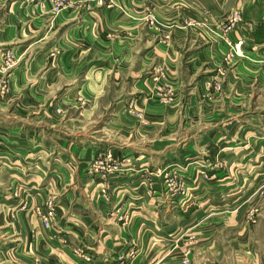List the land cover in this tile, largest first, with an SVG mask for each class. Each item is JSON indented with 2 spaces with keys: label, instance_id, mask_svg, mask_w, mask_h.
<instances>
[{
  "label": "crops",
  "instance_id": "1",
  "mask_svg": "<svg viewBox=\"0 0 264 264\" xmlns=\"http://www.w3.org/2000/svg\"><path fill=\"white\" fill-rule=\"evenodd\" d=\"M115 2L111 7L104 6V17L96 23L103 27L102 34L96 39L89 37L88 41L96 40L91 44L95 46L88 44V50L81 46L79 53L60 58L65 68L50 70L48 83L34 88L40 96H50L53 86L58 90L56 84L62 80L64 85H72L71 90L95 99L94 112L103 100H110L108 108H116L111 111L112 118L106 119L110 126L83 134L88 141L79 150L84 161L78 175L88 181V189L81 195L70 193L60 202L68 204L61 206L68 214L58 211L68 216L64 237L93 256L90 264H118L125 253L129 261L138 248V258L146 262L149 241L156 244L153 254L162 253L175 242L179 245L181 236L187 233L181 228L189 220L179 219L182 227L176 230L138 229L137 197L135 192L132 194L136 170L93 178L87 163L107 148L118 154L115 140L138 139L141 133H147L142 122L150 126L164 124L166 128L176 124L178 118H183L178 108L185 106V121L209 124L183 137L208 141L209 154L224 157L225 177L229 176L225 178V209L214 216H225L222 227L234 233L235 239L230 241L240 250L242 262L264 264V0ZM149 14L157 18L156 24L147 22ZM234 16H238L239 23L230 32L223 31L221 21ZM35 68L40 71L41 63ZM38 73L33 76L36 78ZM190 110L194 115L188 114ZM105 128L110 129L107 137L96 135ZM167 133L168 129L162 138ZM203 147H199V153ZM73 184V178H69L68 185ZM79 207L80 213L75 210ZM250 217L254 225L249 224ZM207 227L199 230L197 236L202 242L195 251L208 256L205 264H217L216 257L211 260L217 240ZM78 233L82 237L77 238ZM151 235H155L153 240ZM238 236L240 241L236 240ZM56 244L61 248L60 243ZM157 245L159 248H155ZM65 264L76 262L66 260Z\"/></svg>",
  "mask_w": 264,
  "mask_h": 264
},
{
  "label": "rangeland",
  "instance_id": "2",
  "mask_svg": "<svg viewBox=\"0 0 264 264\" xmlns=\"http://www.w3.org/2000/svg\"><path fill=\"white\" fill-rule=\"evenodd\" d=\"M114 2L0 0V264H65L73 259L76 264H90L93 261V256L81 246L70 244V239L64 237L68 217L64 214L68 213L61 206L68 204L60 202L70 193L87 192L88 181L78 175L84 161L79 150L88 141L83 134L103 125L110 126L106 119L112 118L111 111L116 108H108L110 100H103L94 112L96 100L71 90L72 85H64L62 80L56 84L58 90L53 86L50 96H40L34 88L48 83L50 70L65 68L58 61L60 58L79 53L81 46L88 50L87 45L96 42L88 41L89 37L96 39L102 34L103 27L96 23L104 17V6L111 7ZM151 14L146 20L153 25L157 18ZM89 50L94 49L89 47ZM38 63L42 66L40 71L35 68ZM34 72H40L37 79ZM185 109V106L178 108L177 113L183 118H178L176 124L170 123L169 128L142 122L147 133H141L138 139L121 137L115 140L118 154L107 148L87 163V171L93 178L98 174L103 177L136 170L137 182L132 194L135 192L137 197L138 229L176 230L181 226L179 219L189 220L181 228L187 233L181 236L179 245L175 242L163 248L162 253L153 254L152 247L156 244L149 241L146 262L138 258L141 254L138 248L137 255L131 254L129 261L127 253L121 254L118 264L208 263V256L195 251L201 246L197 234L207 226L217 240L211 260L213 256L217 264H246L240 250L230 241L235 239L234 233L222 227L225 216H214L225 209V178L229 176L225 177L224 157L209 154L208 141L183 137L209 124L185 121ZM188 114L194 115L192 110ZM167 129V136L162 138ZM104 130L96 135L106 136L110 129ZM199 147L204 148L200 153ZM214 166L217 169H212ZM69 178L74 180L72 186L68 185ZM75 210L81 212L80 207ZM58 211L64 214L59 215ZM249 224L254 225L252 217ZM78 236L82 237L80 233ZM236 240L240 241V237ZM137 243L140 244L139 240Z\"/></svg>",
  "mask_w": 264,
  "mask_h": 264
},
{
  "label": "built area",
  "instance_id": "3",
  "mask_svg": "<svg viewBox=\"0 0 264 264\" xmlns=\"http://www.w3.org/2000/svg\"><path fill=\"white\" fill-rule=\"evenodd\" d=\"M239 23L238 16H234L233 19H225L221 21L222 28L226 30V32H230L236 24ZM220 88V85H217V89Z\"/></svg>",
  "mask_w": 264,
  "mask_h": 264
}]
</instances>
